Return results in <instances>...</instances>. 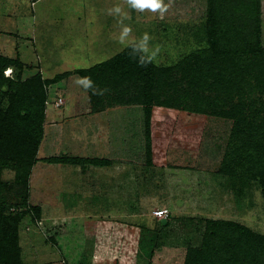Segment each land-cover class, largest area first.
Here are the masks:
<instances>
[{
    "label": "rangeland",
    "instance_id": "1",
    "mask_svg": "<svg viewBox=\"0 0 264 264\" xmlns=\"http://www.w3.org/2000/svg\"><path fill=\"white\" fill-rule=\"evenodd\" d=\"M157 2L152 9L136 0H0V55L21 67L2 74L50 81L105 62L132 43L156 66H172L206 47V0ZM261 31L264 45V0ZM121 87L91 85L77 73L44 87L42 135L25 182H17L13 164L0 169L5 214L25 213L18 225L21 264H149L152 252L157 264L164 248L199 247L207 220L264 235V200L247 167H234L233 175L218 171V162L213 171L145 164L143 110L133 101V85ZM175 90L185 129L201 134L217 123L186 113L194 103L181 96L192 101L198 91L185 84ZM227 135L207 148L209 155H217ZM61 156L79 163L46 162ZM156 210L169 218H154Z\"/></svg>",
    "mask_w": 264,
    "mask_h": 264
},
{
    "label": "trees",
    "instance_id": "2",
    "mask_svg": "<svg viewBox=\"0 0 264 264\" xmlns=\"http://www.w3.org/2000/svg\"><path fill=\"white\" fill-rule=\"evenodd\" d=\"M261 8L262 0H206V47L191 52L172 66H156L132 43L87 70L62 73L50 81L42 80L40 75L21 80L19 74L13 79L3 76L12 66L21 67L17 61L0 55V99L6 97L9 102L6 108L0 104V169L13 164L18 171L17 182H25L42 135L47 99L44 87L77 73L91 85L103 84L108 90L133 85L136 90L133 101L142 107L144 115L146 165L213 171L212 165L218 162L221 164L218 171L227 170L226 174L233 175L236 174L234 167L241 170L247 167L251 179L259 182L264 200ZM176 74L179 78H175ZM183 84L189 90L198 91L192 101L187 95L181 96L184 103H194L185 107L186 113L198 112L201 117L217 119V123L201 134L185 129L174 102L173 92ZM128 92L129 87L125 93ZM200 92L207 94L199 95ZM225 132L228 135L223 148L216 156L209 155L207 148ZM46 162L70 164L79 160L61 156L48 158ZM87 162L95 166L109 163L103 159ZM4 210L0 205V264H21L18 225L25 213L17 208L8 214ZM155 254L151 253L149 264ZM159 262L264 264V235L233 222L207 220L199 247L164 248L156 258V263Z\"/></svg>",
    "mask_w": 264,
    "mask_h": 264
},
{
    "label": "built area",
    "instance_id": "3",
    "mask_svg": "<svg viewBox=\"0 0 264 264\" xmlns=\"http://www.w3.org/2000/svg\"><path fill=\"white\" fill-rule=\"evenodd\" d=\"M7 71V70H6ZM8 77V76H7ZM62 104V100L59 99L56 102V107H59ZM153 217L156 219H166L168 217V211L167 210H156L152 213Z\"/></svg>",
    "mask_w": 264,
    "mask_h": 264
},
{
    "label": "clouds",
    "instance_id": "4",
    "mask_svg": "<svg viewBox=\"0 0 264 264\" xmlns=\"http://www.w3.org/2000/svg\"><path fill=\"white\" fill-rule=\"evenodd\" d=\"M136 3L140 4L142 6L148 5L152 9H156V8H159L161 6L160 3L157 2V0H136Z\"/></svg>",
    "mask_w": 264,
    "mask_h": 264
}]
</instances>
